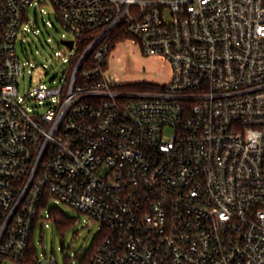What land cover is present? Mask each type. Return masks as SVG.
Segmentation results:
<instances>
[{
  "label": "built area",
  "instance_id": "built-area-1",
  "mask_svg": "<svg viewBox=\"0 0 264 264\" xmlns=\"http://www.w3.org/2000/svg\"><path fill=\"white\" fill-rule=\"evenodd\" d=\"M49 3L73 48L23 95ZM126 37L168 83L106 73ZM58 202L99 224L85 264H264V0H0L1 264Z\"/></svg>",
  "mask_w": 264,
  "mask_h": 264
},
{
  "label": "rangeland",
  "instance_id": "rangeland-1",
  "mask_svg": "<svg viewBox=\"0 0 264 264\" xmlns=\"http://www.w3.org/2000/svg\"><path fill=\"white\" fill-rule=\"evenodd\" d=\"M44 8L49 14L42 15L38 12L36 15L33 8L30 10V19L32 22L37 21L42 33L38 36L30 33L22 37L31 57H26L20 39L17 47L21 59L30 60L35 66L31 72L28 69L25 76L22 75L19 79L20 92L23 95L27 94L32 86L41 83L52 84V78L63 68L62 62L55 56L56 52H60L62 57L70 56L68 47L60 43L66 30L60 25L45 26L43 22L44 17L46 21L57 23L53 5L49 3ZM43 65L48 66V73ZM106 73L115 75L119 81L127 84H166L172 78V66L164 56L144 54L132 38L126 37L116 41L112 48ZM170 134L169 130L166 138H169ZM56 205L74 220L65 227H59L53 218L45 222L44 229L41 221L37 224L34 243L38 258L45 263L54 259L55 263L52 264H73L93 245L99 224L67 204L58 202ZM5 262L16 264L11 259H6Z\"/></svg>",
  "mask_w": 264,
  "mask_h": 264
},
{
  "label": "trees",
  "instance_id": "trees-1",
  "mask_svg": "<svg viewBox=\"0 0 264 264\" xmlns=\"http://www.w3.org/2000/svg\"><path fill=\"white\" fill-rule=\"evenodd\" d=\"M89 42H90L89 40L86 41L82 39L79 45V51H78L77 57H79L86 50ZM86 60H90V56H88ZM130 85H131V88H134V89H147V88L153 87V83H137V84H130ZM50 217L51 219L53 218L57 222L59 227H65L66 225L70 224V222L74 220V218L68 216L65 213V211L59 208L58 206L55 208H50ZM42 227L44 229V226ZM34 233H35V230L32 233V236L30 238L26 255L20 260L11 259L12 261L16 262V264H36V259L38 258V252H37V248L34 243ZM98 235L95 237L94 243L91 246V248L88 249L84 255L78 258L80 264L87 263L94 255L97 249V245L99 243V240H97Z\"/></svg>",
  "mask_w": 264,
  "mask_h": 264
},
{
  "label": "water",
  "instance_id": "water-1",
  "mask_svg": "<svg viewBox=\"0 0 264 264\" xmlns=\"http://www.w3.org/2000/svg\"><path fill=\"white\" fill-rule=\"evenodd\" d=\"M63 43L65 44V45H68L70 48H73V41L72 40H70V41H63Z\"/></svg>",
  "mask_w": 264,
  "mask_h": 264
}]
</instances>
